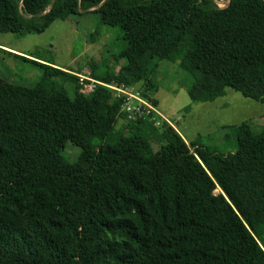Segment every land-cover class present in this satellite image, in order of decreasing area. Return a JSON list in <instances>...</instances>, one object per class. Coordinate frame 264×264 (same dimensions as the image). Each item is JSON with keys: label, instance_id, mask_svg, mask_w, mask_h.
<instances>
[{"label": "trees", "instance_id": "16d2710c", "mask_svg": "<svg viewBox=\"0 0 264 264\" xmlns=\"http://www.w3.org/2000/svg\"><path fill=\"white\" fill-rule=\"evenodd\" d=\"M51 1L0 0V33L94 13L125 41V63L96 80L141 82L148 96L166 59L191 76L192 101L231 88L264 103V0ZM28 55L47 62L29 59L37 82L0 76V264H264V126L230 125V151L186 143L166 123L125 120L112 89L83 95L73 72Z\"/></svg>", "mask_w": 264, "mask_h": 264}, {"label": "rangeland", "instance_id": "374dc122", "mask_svg": "<svg viewBox=\"0 0 264 264\" xmlns=\"http://www.w3.org/2000/svg\"><path fill=\"white\" fill-rule=\"evenodd\" d=\"M227 3L228 0L218 1L220 7ZM0 45L49 60L56 65L48 64L73 72L77 82L79 75L88 82V79H95L94 74L105 65L114 70L125 63L124 59L114 57L125 45L121 30L102 24L94 13L56 19L40 33H0ZM0 48L9 51L0 49L1 77L26 86L38 81L42 68L32 61L35 58H26L3 46ZM151 78L155 89L147 97L156 99L158 110L169 119L186 143L195 141L219 151H230L235 144L234 129L230 125L246 121L254 127L264 126V103L243 97L231 88H225V93L212 101H192L187 91L192 78L175 62L160 60ZM135 86L141 89L142 83ZM119 121L117 125L121 124ZM123 130L116 126L114 134L107 140L113 142L118 132ZM159 140H152L154 149L158 147ZM78 153L79 148L71 143H66L62 150L68 161L76 159Z\"/></svg>", "mask_w": 264, "mask_h": 264}, {"label": "built area", "instance_id": "2783aa9c", "mask_svg": "<svg viewBox=\"0 0 264 264\" xmlns=\"http://www.w3.org/2000/svg\"><path fill=\"white\" fill-rule=\"evenodd\" d=\"M77 82L79 86V92L83 95H88L91 93L96 85H103L114 91V95L122 99L120 112L124 115L125 120L133 121L141 117L147 119L155 126L159 127L163 123H166L173 127L172 123L167 119L156 107V105L149 99V97L144 96L140 89L135 85L133 86H116L103 83L96 79H88L84 81V77L81 75ZM84 81V82H83Z\"/></svg>", "mask_w": 264, "mask_h": 264}, {"label": "crops", "instance_id": "0c3cea01", "mask_svg": "<svg viewBox=\"0 0 264 264\" xmlns=\"http://www.w3.org/2000/svg\"><path fill=\"white\" fill-rule=\"evenodd\" d=\"M0 46H3L4 48H7L8 50H10V51H14V52H16V53H19V54H23V55H25V56H27L26 58H31L32 56H30V55H28V53H23V52H20V51H18V50H15V49H12V48H9V47H6V46H4V45H0ZM32 58H34V57H32ZM37 58H35V59H33V60H36ZM38 60H40V59H38ZM37 61V60H36ZM41 61H43V60H41ZM41 61H39V62H41ZM45 62V61H44ZM56 65V64H55ZM60 67V66H59ZM118 122V121H117ZM119 123H121V124H119V125H117V126H119L120 128H123V126H124V123H125V120H123V119H120V121H119ZM174 128V127H173ZM176 129V128H175ZM177 130V129H176ZM178 132V131H177ZM179 133V132H178ZM180 134V133H179ZM181 135V134H180Z\"/></svg>", "mask_w": 264, "mask_h": 264}, {"label": "water", "instance_id": "95a60500", "mask_svg": "<svg viewBox=\"0 0 264 264\" xmlns=\"http://www.w3.org/2000/svg\"><path fill=\"white\" fill-rule=\"evenodd\" d=\"M103 1H104V0H103ZM52 4H53V0L51 1V4L49 5V7H48L47 10H49V9L51 8ZM42 13H43V12H42Z\"/></svg>", "mask_w": 264, "mask_h": 264}]
</instances>
